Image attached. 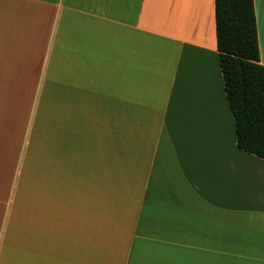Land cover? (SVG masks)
Instances as JSON below:
<instances>
[{"label":"crops","instance_id":"1","mask_svg":"<svg viewBox=\"0 0 264 264\" xmlns=\"http://www.w3.org/2000/svg\"><path fill=\"white\" fill-rule=\"evenodd\" d=\"M0 264H264L214 0H0Z\"/></svg>","mask_w":264,"mask_h":264},{"label":"trees","instance_id":"2","mask_svg":"<svg viewBox=\"0 0 264 264\" xmlns=\"http://www.w3.org/2000/svg\"><path fill=\"white\" fill-rule=\"evenodd\" d=\"M216 49L238 150L264 161V67L253 0H214Z\"/></svg>","mask_w":264,"mask_h":264}]
</instances>
